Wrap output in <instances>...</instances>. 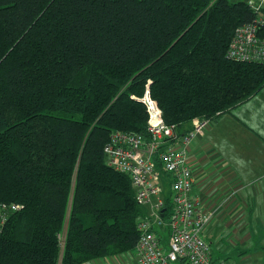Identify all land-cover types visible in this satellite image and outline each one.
<instances>
[{
    "label": "trees",
    "instance_id": "trees-1",
    "mask_svg": "<svg viewBox=\"0 0 264 264\" xmlns=\"http://www.w3.org/2000/svg\"><path fill=\"white\" fill-rule=\"evenodd\" d=\"M253 1L0 0V202L21 206L0 264L134 248L145 209L103 147L115 131L145 136V92L180 132L259 93L264 65L227 58L236 29L264 18Z\"/></svg>",
    "mask_w": 264,
    "mask_h": 264
},
{
    "label": "built area",
    "instance_id": "built-area-1",
    "mask_svg": "<svg viewBox=\"0 0 264 264\" xmlns=\"http://www.w3.org/2000/svg\"><path fill=\"white\" fill-rule=\"evenodd\" d=\"M256 10L264 0L250 2ZM264 18L238 27L230 42L227 58L234 61L264 65ZM147 113L145 136L115 131L103 147L105 164L130 178L135 202L145 209L136 220L138 240L134 246L137 264H228L214 259L205 237V229L213 218L192 192L195 185L190 159L192 142L202 136L210 120L195 119L192 129L180 132L175 125L163 121L162 112L148 92L139 99ZM172 204L171 215L165 221V198ZM21 206L0 202V234L9 218ZM168 227L166 249L160 229Z\"/></svg>",
    "mask_w": 264,
    "mask_h": 264
},
{
    "label": "crops",
    "instance_id": "crops-1",
    "mask_svg": "<svg viewBox=\"0 0 264 264\" xmlns=\"http://www.w3.org/2000/svg\"><path fill=\"white\" fill-rule=\"evenodd\" d=\"M190 159L195 179L192 196L214 213L205 233L213 245L212 257L227 260L222 254L228 248L237 250L238 244H242L239 253L246 255L250 247L246 244L256 234L260 232L264 240V87L210 121L207 131L192 142ZM84 264L137 262L133 248Z\"/></svg>",
    "mask_w": 264,
    "mask_h": 264
},
{
    "label": "rangeland",
    "instance_id": "rangeland-1",
    "mask_svg": "<svg viewBox=\"0 0 264 264\" xmlns=\"http://www.w3.org/2000/svg\"><path fill=\"white\" fill-rule=\"evenodd\" d=\"M231 1V0H230ZM254 1H259V0H254ZM207 227L205 229L206 233ZM157 234L163 236V241L162 244L164 245V249H166V243H167V235H168V227L166 226L165 229H160V231ZM224 231H222V234ZM208 237V235H207ZM207 239V238H206ZM208 241L210 239L208 238ZM246 245H249L250 247L247 246V254L246 255H241L239 251L242 248V244L236 245L235 251H232L231 249H227L226 253L222 254L224 256L228 257V264H264V240L260 238V232L259 234L255 236V240H252L249 244L247 243ZM212 248L213 245L211 244ZM215 259V258H214Z\"/></svg>",
    "mask_w": 264,
    "mask_h": 264
}]
</instances>
